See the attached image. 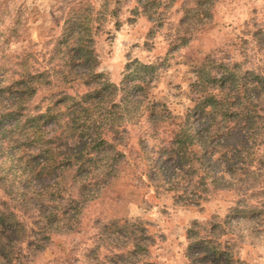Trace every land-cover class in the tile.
Instances as JSON below:
<instances>
[{"label": "trees", "instance_id": "16d2710c", "mask_svg": "<svg viewBox=\"0 0 264 264\" xmlns=\"http://www.w3.org/2000/svg\"><path fill=\"white\" fill-rule=\"evenodd\" d=\"M178 1L185 2L174 40L179 49L211 22L216 0H136L134 12L160 20ZM100 2V9L89 2L67 9L61 34L44 44V68L31 66L37 63L31 53L1 54L0 258L10 264H29L54 237L81 233L87 208L125 180L145 177L176 191L185 206H200L232 185L235 215H264V66L247 70L246 58L207 55L195 64L191 108L176 114L152 98L160 63H129L120 85L100 72L95 35L118 20L125 0ZM51 86L58 89L46 107H31L38 91ZM237 132L242 137L233 140ZM167 160L174 169L163 180L159 164ZM96 225L91 264H154L146 224L112 218ZM225 225L218 217L194 223L187 264H238Z\"/></svg>", "mask_w": 264, "mask_h": 264}, {"label": "rangeland", "instance_id": "374dc122", "mask_svg": "<svg viewBox=\"0 0 264 264\" xmlns=\"http://www.w3.org/2000/svg\"><path fill=\"white\" fill-rule=\"evenodd\" d=\"M77 2H89L97 9L101 6L100 0H0V58L31 53L37 55V63L31 60V66L44 68L43 54L47 52L44 44L61 34L63 16ZM184 3L178 1L157 20L134 12L136 0H125L119 5L118 20L109 19L94 38L99 70L117 85L122 83L129 63H160L161 74L151 90L152 98L163 102L176 114H184L191 108L190 87L195 82V64L207 55L235 62L246 58L244 68L247 70L264 66V49H260L264 48V39L259 42L261 37H256L259 30L264 32V0H216L211 22L194 34L188 46L178 49L174 40ZM57 89L41 88L31 107L40 104L45 108L46 98ZM136 136L133 133L131 144L137 152ZM233 136L236 140L242 133ZM159 166L165 170L163 180L172 178L168 173L174 169L172 160L160 162ZM112 194L107 193L87 208L81 233L54 237L52 245L36 253L29 264H91L92 255L88 250L94 247L92 237L98 230L96 222L112 218L146 224L155 239V245L149 249L150 262L187 264L188 230L195 222L204 224L214 217L224 225L228 219L224 240L232 247L238 264H264V215L248 220L235 215L232 209L239 196L232 185L212 192L200 206H185L176 191L155 187L145 177L142 182L119 183ZM1 256L0 264H10L9 259ZM11 263L19 264L15 260Z\"/></svg>", "mask_w": 264, "mask_h": 264}]
</instances>
